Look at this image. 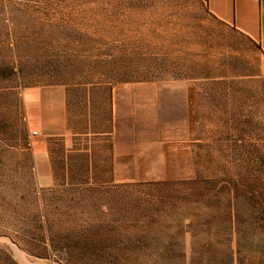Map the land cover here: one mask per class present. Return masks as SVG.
Wrapping results in <instances>:
<instances>
[{
	"label": "rangeland",
	"instance_id": "rangeland-1",
	"mask_svg": "<svg viewBox=\"0 0 264 264\" xmlns=\"http://www.w3.org/2000/svg\"><path fill=\"white\" fill-rule=\"evenodd\" d=\"M0 264H264V59L202 0H0Z\"/></svg>",
	"mask_w": 264,
	"mask_h": 264
},
{
	"label": "crops",
	"instance_id": "crops-1",
	"mask_svg": "<svg viewBox=\"0 0 264 264\" xmlns=\"http://www.w3.org/2000/svg\"><path fill=\"white\" fill-rule=\"evenodd\" d=\"M221 24L255 44L264 59V0H202Z\"/></svg>",
	"mask_w": 264,
	"mask_h": 264
}]
</instances>
